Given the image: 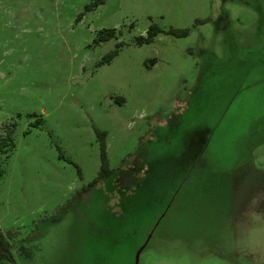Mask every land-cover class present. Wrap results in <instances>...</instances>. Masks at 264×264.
Returning <instances> with one entry per match:
<instances>
[{"label": "rangeland", "instance_id": "1", "mask_svg": "<svg viewBox=\"0 0 264 264\" xmlns=\"http://www.w3.org/2000/svg\"><path fill=\"white\" fill-rule=\"evenodd\" d=\"M96 1L0 0V264H264V0Z\"/></svg>", "mask_w": 264, "mask_h": 264}, {"label": "trees", "instance_id": "2", "mask_svg": "<svg viewBox=\"0 0 264 264\" xmlns=\"http://www.w3.org/2000/svg\"><path fill=\"white\" fill-rule=\"evenodd\" d=\"M98 4V0L94 3V5ZM159 28L155 25H151L147 31L146 37H139V42L144 41H150L153 36H155L159 32ZM169 32L175 34V35H186L187 29H173L171 28ZM98 41H108L110 39L115 38L116 39V30L114 28H106L102 29L98 33ZM121 42H117L116 46L113 50H111L108 54V56L105 59L106 61H109L112 57H114L121 46ZM98 133L101 135L102 132L98 131ZM14 146V138L12 135V130L6 131V134L3 136H0V155L1 154H8ZM106 169V150H105V142L104 140L101 141V171L97 178L103 177L107 174ZM2 173V169L0 168V174ZM95 179L93 183H95L98 179ZM0 260H6V261H14L13 254L10 250V246L7 240H5L3 233L0 230Z\"/></svg>", "mask_w": 264, "mask_h": 264}]
</instances>
